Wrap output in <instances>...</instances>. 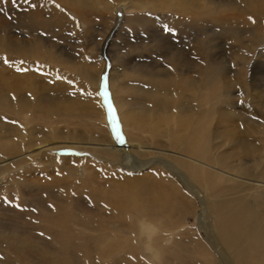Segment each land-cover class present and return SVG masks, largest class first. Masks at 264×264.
Returning a JSON list of instances; mask_svg holds the SVG:
<instances>
[{"label": "bare ground", "instance_id": "6f19581e", "mask_svg": "<svg viewBox=\"0 0 264 264\" xmlns=\"http://www.w3.org/2000/svg\"><path fill=\"white\" fill-rule=\"evenodd\" d=\"M122 1L32 0L34 8L2 13L0 56L10 54L6 60L11 65L6 69L15 65L23 75L13 79L8 71L5 81H0V188L3 193L15 191L20 210L27 213V218L32 217L33 226L44 229L51 240H78L81 251L87 250V243H95L106 261L118 257L141 264H166L164 255L168 251L174 252L177 247L187 250L192 243L194 248L189 252L197 264H264V97L256 95L263 113L258 118L250 119L248 114L244 120V112L229 107L230 89L235 85L224 63L210 56L209 46L213 45L206 41L207 35L197 32L203 19L197 10L201 7L207 16L206 5L200 6L196 0H132L131 7L159 11L187 29L191 49L187 50L190 55L182 54L177 50L181 43L179 47L172 43L174 51L164 55L172 65L169 70L154 72L141 58L135 64L138 69L129 71L125 66L119 75H112L114 99H109L116 110V127L123 143L117 139L99 91L98 74L106 69V58L83 54L82 64L93 60V66L99 65L97 74L91 67L72 64L79 54L59 51L51 43L44 51L42 44L37 46L39 40L35 44L23 33L10 34L12 24L55 34L66 28L76 31L81 20L90 24L87 30L99 20L122 24L125 19L115 15ZM207 2L225 5L216 0ZM244 5L243 14L264 33V0H245ZM135 13L127 17L123 27L136 29L151 21L148 13ZM263 33L253 37L263 41ZM240 44L242 53L231 62L250 68L249 54ZM135 50L142 54L141 45ZM42 61L57 67H46ZM33 67L54 74V87L49 83L39 86L30 75H34ZM115 69L111 64V70ZM233 71L237 79L243 76L238 68ZM165 82L168 87H164ZM169 87L180 103L170 97ZM69 88L73 97H59L53 103L42 98L47 89L49 97H57ZM201 88L208 92L199 97ZM211 90H216V97L224 92L221 99L216 98L217 106L211 104ZM135 91L142 92L141 97L147 94L146 101L133 102ZM112 139L121 145L118 162L115 160L120 151ZM64 146L90 150L93 156L91 152L86 156L92 158L51 153ZM133 151L137 159L134 164L124 157ZM137 153L169 157L143 159ZM7 173L10 180L2 181L1 176ZM38 192L47 195L52 210L34 206L33 197ZM77 200L85 207H79ZM195 215L198 220L191 223L189 216L194 219ZM72 224L78 232L70 229ZM26 249L24 245L16 248L19 252ZM144 252L148 261L140 262L139 255ZM67 253L65 248L61 250V254ZM87 255L86 251L82 256Z\"/></svg>", "mask_w": 264, "mask_h": 264}, {"label": "rangeland", "instance_id": "374dc122", "mask_svg": "<svg viewBox=\"0 0 264 264\" xmlns=\"http://www.w3.org/2000/svg\"><path fill=\"white\" fill-rule=\"evenodd\" d=\"M19 1L20 0H17V3L13 4L11 3V0H0V9H2L0 10V20L4 18L2 16V13L4 12L11 11V13H13L14 10H17V12H22V9L25 10L29 9V7H32L31 4L25 3L24 0H21V3ZM207 1L208 0H196V2L200 6L206 5V10H209L207 16L205 15V13L201 12V7L200 10H197L198 17L200 18L203 16V19L198 24L197 32L198 35L200 34V36H202L203 34L207 35L206 41L213 45L209 46L210 56H212L213 54L212 58L215 56L213 59L217 57L216 60L218 59L219 62L224 63V66L229 71L231 77L230 79L235 85L234 88L230 89L231 96L228 97V102L230 100L229 107L233 108V110L236 112H240L241 114L244 112L245 117L242 116L244 120L249 118L248 114H250V119L252 118V116L257 118L263 116V113L260 111V107H258L256 103V100H258L256 99V95L261 93V95L263 94L262 96L264 97V93H262V91H264V40L262 41L261 38L255 39L253 37L255 33L262 34L263 32L258 29L257 25L251 22V20L246 14H243L242 10H244L245 7V0H216L217 2L221 1L222 4H225L221 7H218L214 4L211 5ZM120 4L121 7L117 9L115 15L119 18V20L125 19L122 24L126 23L127 17L136 14V11L138 13H148L150 15L151 21H149V23L147 22L145 27L139 26L136 27V29H133L128 26L123 27L121 23V25L119 24V21L118 23L115 22L114 24L113 22H111L110 24H106L104 21L99 20L93 22V24H95L93 29L87 30L90 29V24L81 20L77 25V30L75 29L76 31H71V29L66 28L63 31L59 30L56 34L52 32L42 33L38 30L29 31L30 29H20L18 25L15 27V24H12L13 26L11 25L9 28L10 34L11 36H19L20 33H23L26 35L27 39L31 38V40H34L35 44L39 40L41 43L38 42L37 46H40V44H42L43 47L42 45L41 47L44 51L47 50V48L50 46L49 44L51 43L55 46V48H58L59 51L61 49L65 53L71 52V54L74 56L79 54L75 59H73L72 64L76 63L77 66L78 64L79 66L81 64L88 68L91 67L93 72L96 73L97 70V74L100 72L99 65L94 64L93 66V60L87 62L84 61V64H82L84 60L82 59L84 56L83 54L89 53V56H93V58L96 57L97 59L103 58L105 60L106 58V69L102 73L98 74L100 76V79L98 78L99 91H101L102 93V91H104L106 87L110 98L114 99L112 90L110 88V80L112 75H119L121 69H124L125 66L128 67L129 71H131L132 69L136 70L138 69L137 67H135L137 60H141L142 58L141 61L146 60V63L154 69V72L159 71V69L161 68H163L164 70L165 68L169 70L172 65L168 61V59L164 57V55L171 51H174V46L171 45L172 43L177 44L178 47L181 43L180 47L177 50L180 51V53L182 54L188 53V55H190V52L188 51L189 49H191V44H189L188 42L189 38L187 29L177 26L176 23L171 21L172 19L166 16H161V12L141 11L137 7L135 9L131 7L133 5L132 0H123ZM189 14L192 13L189 12ZM114 25H116L115 28ZM173 27V33L167 31L168 28ZM175 32L178 33L176 34ZM12 33H14L15 35ZM234 33H238L240 36L237 38L234 36ZM106 34H108V36H106ZM36 36L38 39L35 38ZM240 41L245 45V48L247 50V52H245L246 54H249L248 56L251 59L249 60L250 68H240L232 64L231 62V59H234L235 56H240V54L242 53L238 48L241 45ZM45 42L47 45H45ZM100 42L102 43L100 44ZM257 42L259 45H257ZM139 45L142 46V50H140L142 51V54L138 53L139 50H135V47ZM1 54L2 56H0V81H5L4 79H6V76L8 75L5 74V72L7 73L8 71H10L9 75L13 79L22 76L23 74H19V68H17L15 65H12V68H9L10 70L6 69L9 65H11L6 60V57L10 56V54ZM86 58L89 57L87 56ZM113 60L115 61V63H113ZM80 61L81 63H79ZM41 64L45 65L46 67H57L56 65L47 63L46 61H42ZM111 64L116 67L115 70H111ZM237 68L238 71H240L243 75L240 79H237V76L234 75L233 70ZM13 69L14 71L16 70L15 72H18L13 74L14 71H11ZM33 72L34 75L30 74L31 78H34V81L38 83L39 86H44L45 84L49 83V87H54L55 82H57L54 74L46 73L42 70L41 67H33ZM13 75H15V77H13ZM10 76L9 78L11 79ZM62 78L63 77H61V79ZM130 79L136 81L137 77H130ZM239 80L240 83L238 82ZM164 87H168L167 82L164 83ZM48 89L46 92H43V95H45L42 96V98L49 103L57 101L54 99L59 97H73V95L70 93L72 90L71 88L64 89L67 92L64 93L62 91L63 93H61L57 97H49L47 95V93H50ZM246 89L249 94L247 92L244 94ZM169 91L170 93L168 94L170 95V97L176 99L177 102L180 103V98H178L177 95L173 94V92L170 90V87ZM207 92L208 91L205 88H201L198 90L197 96L201 94V96H203V94L205 95ZM166 93L167 92L163 91V95H167ZM215 93L216 90L210 91L212 106H217L218 103L216 98L221 99L224 94V92H219L218 96L216 97L214 95ZM141 94L142 92H136V94H134L133 102H138L139 100L146 101L147 94H145L143 97L140 96ZM214 97L215 99H213ZM185 102L189 103V101L187 102V100H185ZM196 102L198 104L197 100ZM224 105L227 106V103H225ZM108 130L111 134L109 126ZM256 135L259 136L258 134ZM126 141L128 142V140ZM113 142L116 145L117 149L120 151V156L117 157V159L115 160V162H118V160H121L122 155L120 147L121 145L116 143L114 140ZM51 153L53 155L55 154L60 156L92 158L86 156L87 153H90L93 156V153L90 150L79 149L77 147L72 146L57 147L55 149H52ZM133 153L134 154L130 156L125 154L124 157L126 161L134 164L136 163L137 159L135 158L136 154L134 151ZM138 155L140 158L143 159L152 158L154 156L160 155H163L165 158L169 157L168 155L162 153L153 154L151 156L148 155L147 157L141 156L140 154ZM94 156L97 157L95 154ZM10 176V173L4 174L3 176H1L2 181L10 180ZM12 187H10V190H13ZM1 189L2 188H0V264H141L136 263L133 260L129 261L128 259L118 257L106 261L103 259L104 257L98 252L97 247H95V243H87L84 247L87 250L83 249L84 251H81L82 245H80L81 242L78 240L72 239L73 241H71L70 243L57 242L51 240V238L47 235V232L44 229H36L33 226L32 221L30 220V218L32 217L27 218V213H25V211H21L19 207L15 206V204L18 205L19 203L17 202V198H15V191L13 190L14 192L8 194L7 192L3 193L4 189H2V191ZM13 195L15 196L13 197ZM5 197H8L7 200ZM33 199L34 206L38 209L47 211L48 209L52 210L50 203L47 202L46 194L43 195V193L40 192L35 193ZM76 204L79 207H85L84 203L81 200H77ZM167 208L173 209L170 206H168ZM77 218L78 216L75 219ZM189 220L191 223L197 222L198 216L195 215L194 219L189 216ZM69 227L73 232H78V229L74 226V224L70 225ZM22 245H24V247L27 249L21 252L16 250L17 247ZM186 247L187 250H184L181 247H177L175 248L176 250H174L170 247L172 250H174V252L168 251L167 254L164 255L166 264H197L195 262V258L191 256V253L189 252V249L194 248V245H192L191 243V245L188 244ZM63 248H65V251H69V253H67L66 255L61 254V250ZM86 251L88 255L83 257L82 255H84V252ZM145 255H147L145 252L139 255L140 262L148 261ZM212 264H218V261L213 262Z\"/></svg>", "mask_w": 264, "mask_h": 264}, {"label": "snow or ice", "instance_id": "6c2138e0", "mask_svg": "<svg viewBox=\"0 0 264 264\" xmlns=\"http://www.w3.org/2000/svg\"><path fill=\"white\" fill-rule=\"evenodd\" d=\"M24 2L31 4V6L33 8L36 7V5L32 3V0H24ZM53 2H54V0H53ZM11 3L16 4L17 0H11ZM17 6H19V5H17ZM57 7H59V5H57ZM0 10H2V9H0ZM167 31L171 33V32H173V29L168 28ZM100 95L103 96L104 103L106 104V106L108 108L110 122L113 126V130L116 132L117 139L119 140V142L123 143L124 139H123L122 135L120 134L119 129L116 127V121H117L116 110L114 108V105L111 103V100L109 99V93H108L106 87H105V90L102 93H100ZM16 206L20 207L19 205H16Z\"/></svg>", "mask_w": 264, "mask_h": 264}]
</instances>
